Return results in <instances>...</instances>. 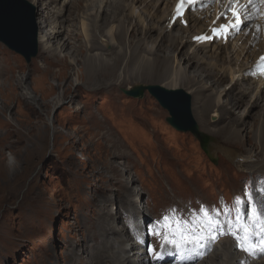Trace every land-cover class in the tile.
<instances>
[{
    "label": "rangeland",
    "instance_id": "1",
    "mask_svg": "<svg viewBox=\"0 0 264 264\" xmlns=\"http://www.w3.org/2000/svg\"><path fill=\"white\" fill-rule=\"evenodd\" d=\"M62 2L49 6V12L62 10L67 19L69 9ZM79 13L83 18L88 14L84 9ZM75 40L83 42L80 36ZM44 54L38 45L37 56L27 64L0 44V68L12 67L15 78L2 84L6 91L0 113V264H96L101 243L97 228L108 223L115 232L123 227L129 235L122 212L130 217L128 210H135L139 200L143 217L153 219L172 205L183 207L194 200L213 204L221 195L230 199L247 181L264 177V170L257 172L263 168L246 174L214 150L213 140L219 139L198 125L193 109L199 131L208 137L204 149L192 134L169 126L167 112L147 92L137 99L123 93L135 85L161 86L163 81L128 82L116 86L111 95L102 94L88 87L81 68L54 57L58 66L48 67L44 58H52ZM78 78L82 85H75ZM21 80L24 93L36 85L51 95L43 97L39 91L32 93L30 105L24 100L13 103L9 90L21 94ZM89 114L108 120L88 124ZM209 122L208 130H214L217 125ZM4 136L13 144L3 143ZM235 147L240 160L242 152L252 151L245 143ZM114 236L109 240L117 241ZM125 241L129 242L126 235Z\"/></svg>",
    "mask_w": 264,
    "mask_h": 264
},
{
    "label": "bare ground",
    "instance_id": "2",
    "mask_svg": "<svg viewBox=\"0 0 264 264\" xmlns=\"http://www.w3.org/2000/svg\"><path fill=\"white\" fill-rule=\"evenodd\" d=\"M36 1L31 0L34 7H40L37 10V42L43 53L50 54L53 59L46 55V66H58L54 58H60L63 63L69 61V66L83 70L88 87L107 95L113 94L116 86L154 78L163 81L161 86L166 90L185 89L192 96L191 109L198 125L221 141L213 140L214 150L217 149L228 159L235 161L234 165L247 170L246 174H262L264 88L255 81L242 78L244 71L264 53V40L252 37L253 30H243L232 45L195 46L191 43L192 37L205 31L219 7L203 11L199 17L187 14L186 19L191 26L186 29L175 26L168 31L164 23L176 0H88L80 9L88 12L84 18L80 15V10L76 12L84 0H63L65 9H69L67 19L63 18L62 10L55 15L49 12V6L59 0H42L35 5ZM78 20L80 27L76 28L74 23ZM115 22L117 25H114ZM154 33H157L156 37L153 36ZM77 36L83 42L77 43ZM180 47L184 49L183 52L179 51ZM12 70V67L0 68V113L6 91L2 84L15 79L10 75ZM76 82L78 83L75 85H82L79 78ZM18 87L22 90L19 95L10 93L9 90V99L14 96L11 99L13 103L24 100L25 105H28V100L34 98L32 93L39 91L43 97L51 95L49 91L36 85L31 93H24L22 80L17 83ZM107 120L106 116L95 117L93 114L85 119L88 124H102ZM210 120L217 125L214 130H208ZM1 139L3 143L13 144L8 143L5 136ZM241 143L249 144L252 151L242 152L240 160L234 148H238L235 146ZM258 167L263 169L254 172ZM124 187L128 188V181ZM130 196L132 193L129 192L124 200L127 206ZM121 202L122 200L120 204ZM141 206L143 207V202L139 200L135 210H128L131 216L139 214L143 218ZM107 224L102 223L97 228L101 243L96 245L100 256L96 264H105V261H111L112 264H148L141 252L129 253L128 245L133 243L124 242L125 235L128 234L123 227L115 232L116 228L112 225L108 227ZM112 236L117 241L109 240L113 239ZM213 254L210 258L212 264H236L237 257L241 256L229 241H223ZM248 263L264 264V260ZM201 264L207 263L202 261Z\"/></svg>",
    "mask_w": 264,
    "mask_h": 264
},
{
    "label": "snow or ice",
    "instance_id": "3",
    "mask_svg": "<svg viewBox=\"0 0 264 264\" xmlns=\"http://www.w3.org/2000/svg\"><path fill=\"white\" fill-rule=\"evenodd\" d=\"M186 3H192V0H179L177 3L173 17L174 22L178 17L183 16ZM258 5H264V0H246L243 3L242 0H229L228 11L231 12L232 19L227 24L221 23L219 28L213 27L211 29L213 36L226 38L231 31H240L242 14L244 20L250 19V15L251 18H254L256 14H260ZM222 15L227 19V13ZM194 39L205 41L212 39V37L202 35L194 37ZM256 68L258 73L264 76V57L260 58ZM252 74L255 75L256 73ZM255 195L264 197V186L253 187L251 191L246 186L243 198H234L235 223L228 222L229 234L234 236L237 246L250 256H255L257 253L264 255V202H261L260 206L257 207L254 200ZM242 210H244L243 215H241ZM175 212V209L166 210L160 219L144 226L143 231L136 226L134 217L126 218L130 230L134 232L136 237H140L137 243L141 245L145 243V233L148 236L162 239L160 247L164 250L163 252H157L150 243L145 248L146 255L156 261L163 259L165 254H169L168 248L175 249L176 253L180 255L191 252L195 254L193 258H200L203 255L201 250L207 248L219 235L224 233L216 218L218 213L210 214L201 207L200 216L194 215L191 220H185L176 216Z\"/></svg>",
    "mask_w": 264,
    "mask_h": 264
},
{
    "label": "water",
    "instance_id": "4",
    "mask_svg": "<svg viewBox=\"0 0 264 264\" xmlns=\"http://www.w3.org/2000/svg\"><path fill=\"white\" fill-rule=\"evenodd\" d=\"M37 25L33 6L25 0H0V43L22 56L26 63L37 55ZM147 91L168 112L166 122L179 132H190L204 149L208 137L199 132L191 113V98L182 90L137 86L124 92L133 98Z\"/></svg>",
    "mask_w": 264,
    "mask_h": 264
}]
</instances>
